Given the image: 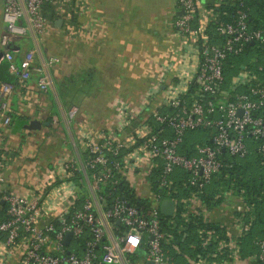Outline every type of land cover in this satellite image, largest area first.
<instances>
[{"label":"built area","instance_id":"1","mask_svg":"<svg viewBox=\"0 0 264 264\" xmlns=\"http://www.w3.org/2000/svg\"><path fill=\"white\" fill-rule=\"evenodd\" d=\"M0 2L4 24L0 48L7 70L17 74L23 83L34 70L33 51L26 52L17 65L7 48L29 29L38 41L44 39L50 24L43 12L44 6H56L60 17L67 19L71 16L65 7L85 8V0ZM218 2L214 0L213 5ZM176 4L182 10L174 19L176 33L192 38L196 44V48H182L180 53L182 61L194 57L192 74L178 78L166 88L157 106L146 115L136 116L134 127L128 128L130 117L119 107L120 119L115 130L103 132L95 142H86L90 156L85 167L95 170L90 175L85 173L74 181L75 166L62 162L48 180L34 187L29 197L4 193L1 199L7 205V217L0 220V264L5 263L8 250L18 244L21 253L16 264H174L172 251H178V246L173 243L176 237L172 230L176 227L173 217L177 202L172 199L174 212L166 222L162 221L159 209L163 200L161 192L171 172L175 168L187 171V182L195 188L182 200L183 215L201 214L205 221H211L209 214L220 209L221 204L207 209L201 195L223 166L222 156L244 157L254 144L264 163V77L259 76V73L264 75V58L257 72L242 64L227 87L229 91L223 87L222 72L226 59L241 54L246 43L258 42L264 47V25L256 30L248 29V14L240 0L235 22L217 28L223 36L222 42L211 43L205 34L209 22L200 17L199 11L208 9L214 17L213 9L206 7L203 0H176ZM58 61L53 57L47 62ZM36 70L39 71L37 87L40 92H47L50 79L40 69ZM14 89L13 83L0 80V136L11 123L8 97ZM208 127L214 130L209 144L197 146L192 156L178 152L187 130ZM167 128L170 136L165 134ZM128 149L120 158H110L105 153L115 157ZM158 162L162 169L158 190L152 191L146 177ZM122 178L137 196L150 199L149 208L140 209L119 196L110 203L106 201L103 191L115 189ZM1 182L0 174V185ZM82 188L84 191H80ZM79 195L83 200L75 208ZM224 198L227 200V195ZM234 198L235 203L224 215L230 221H213L217 229H198L201 245L213 243L214 249L191 257L190 264H264V239L254 238L256 251L241 255L240 242L248 234L254 215L240 196ZM59 208L57 215L50 214L51 209ZM43 217L47 219L41 222ZM67 232L71 233V238L65 246L63 239Z\"/></svg>","mask_w":264,"mask_h":264},{"label":"crops","instance_id":"2","mask_svg":"<svg viewBox=\"0 0 264 264\" xmlns=\"http://www.w3.org/2000/svg\"><path fill=\"white\" fill-rule=\"evenodd\" d=\"M1 9L2 2L0 35ZM65 9L75 16L74 22L60 17L56 6H46L44 14L52 10L56 18L47 17L44 39L38 41L29 29L12 45L17 65L33 51L34 70L25 83L7 70L0 48V80L15 85L8 97L11 123L0 136L1 195L29 197L62 162H71L84 175L87 140L95 142L103 132L115 130L119 107L130 117L128 128L134 127L136 116L146 115L160 103L166 88L194 71V57L180 59L182 48L196 44L175 31L176 0H85L84 9ZM199 15L206 23L215 17L208 9ZM57 19H62L60 28L55 26ZM53 57L59 61L48 64ZM37 68L50 79L47 92L37 87ZM35 117L49 125L38 132L14 130L17 123ZM227 198L209 214L212 222L230 221L224 215L235 198ZM60 208L50 214L57 215ZM20 253L19 244L9 249L4 264H16Z\"/></svg>","mask_w":264,"mask_h":264},{"label":"trees","instance_id":"3","mask_svg":"<svg viewBox=\"0 0 264 264\" xmlns=\"http://www.w3.org/2000/svg\"><path fill=\"white\" fill-rule=\"evenodd\" d=\"M240 0H219L216 5H206V7L213 9L216 14L215 18L207 24L205 28V34L211 43L220 44L223 40V36L219 34L217 28L222 24L234 23L236 20V10L239 7ZM48 4L46 6H50ZM44 6V9L45 7ZM242 7L247 11V26L249 30H256L264 25V0H242ZM43 9V12H44ZM45 15L52 21L56 16L52 10ZM46 12V10H45ZM75 16H71V21L74 22ZM244 51L239 55L229 56L223 65V87L227 88L230 83L231 77L234 73L238 72L239 65L243 64L251 70L257 72V67L263 64L264 47L258 42H248L244 45ZM7 68V65H6ZM259 76L264 77V75ZM5 81V80H3ZM194 86L190 88L193 91ZM187 96V95H186ZM162 111H169L163 109ZM165 125H163L164 127ZM214 130L213 127L197 128L194 130H187L183 136L182 142L178 147V152L186 156H192L195 154L196 147L199 145L209 144V140L212 137ZM170 136V130L166 133ZM254 144L251 145L249 152L244 157H236L223 155V166L217 173L212 176L211 181L205 186L201 199L205 203L207 209H212L215 206H219L224 202V197L227 194L234 196H240L244 204L251 208V213L254 215V219L250 226L248 234L242 238L240 242V250L242 251V257L251 254L256 251L252 241L254 238L264 239V163L261 153L257 152L254 148ZM128 150H123L119 156L113 157L109 152H105L110 158H120ZM90 154L86 151L85 164ZM87 175H90L95 170L84 168ZM161 164L157 163L156 167H153L148 173L146 180L150 184L152 191L158 190V182L161 174ZM80 177H83V172L78 170L73 171L72 179L78 181ZM188 172L175 168L167 178V186H165L161 192V199H173L177 202L176 212L174 219L176 227L172 230L174 232L176 240L174 244L178 246V251H172L174 257V264H178L181 258L185 255L188 257H195L196 254H206L214 249L213 243L203 247L198 237V229H217V225L211 221H205L204 217L199 215L184 216L185 211L183 199L188 197L190 193L195 189L187 182ZM120 183V184H119ZM115 189L110 191V188H106L103 194L106 197L108 203L112 198L119 196L127 201V203L134 205L138 208H149L152 204L150 199L142 198L135 194L133 188L128 181L122 178ZM0 194V200H1ZM83 200V196L79 195L75 200L74 207H78ZM6 203L0 202V220L5 219L6 216ZM168 218L162 217V221L166 222ZM180 231L178 232V229Z\"/></svg>","mask_w":264,"mask_h":264},{"label":"water","instance_id":"4","mask_svg":"<svg viewBox=\"0 0 264 264\" xmlns=\"http://www.w3.org/2000/svg\"><path fill=\"white\" fill-rule=\"evenodd\" d=\"M203 1L205 3L211 5V6L214 4V0H203ZM180 13H182L181 9L177 12V15ZM61 25H62V19H57L55 21V26L60 28ZM12 48L13 47L11 46V47H8L7 49L13 50ZM43 125H49V122L43 121L40 118L35 117V118L27 121L26 123H23V122L17 123V126L14 130L19 131L22 128H26L27 130L38 132V131H40V129ZM0 202L3 203V199L0 200ZM159 209H160L161 214L164 217H166V218L171 217L173 215V212H174V201L172 199H168V198L163 199L160 203ZM70 238H71V233L67 232L64 236V239H63V244L65 246L68 245ZM148 264H151V263L148 262Z\"/></svg>","mask_w":264,"mask_h":264},{"label":"rangeland","instance_id":"5","mask_svg":"<svg viewBox=\"0 0 264 264\" xmlns=\"http://www.w3.org/2000/svg\"><path fill=\"white\" fill-rule=\"evenodd\" d=\"M242 65V64H241ZM241 65H239V67L241 66ZM236 77L237 76V74L236 73H234V75L231 77V80L233 79V77ZM231 80H230V83H231ZM230 83H228V86L230 85ZM227 86V87H228ZM227 89V88H226ZM228 90V89H227ZM229 91V90H228ZM80 191H84V188H82V190H80ZM191 259V257H188L187 255H185L184 256V258H181L179 261H178V264H190L189 263V260Z\"/></svg>","mask_w":264,"mask_h":264}]
</instances>
